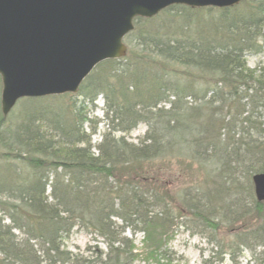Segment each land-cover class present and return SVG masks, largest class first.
Returning a JSON list of instances; mask_svg holds the SVG:
<instances>
[{
	"label": "trees",
	"instance_id": "trees-1",
	"mask_svg": "<svg viewBox=\"0 0 264 264\" xmlns=\"http://www.w3.org/2000/svg\"><path fill=\"white\" fill-rule=\"evenodd\" d=\"M133 23L127 54L97 64L76 93L22 98L12 118L0 108V157L20 158L30 170L0 168V264H133L140 255L173 264L167 244L176 212L185 208L209 226L217 212L211 199L202 201L210 197L204 189L184 190L182 207L174 206L160 175L150 174L156 158L182 145L219 163L232 184L242 176L237 187L220 184L213 198L247 191L250 205L238 198L221 207L224 220L243 222L229 244L264 246V201L251 180L264 172V64L246 63L262 48L264 0L174 4ZM99 95L109 130L93 145L95 127L87 132L85 122ZM140 122L148 126L143 139L127 141ZM74 227L103 237L106 251L90 259L64 249ZM127 229L143 234L139 253Z\"/></svg>",
	"mask_w": 264,
	"mask_h": 264
},
{
	"label": "water",
	"instance_id": "water-1",
	"mask_svg": "<svg viewBox=\"0 0 264 264\" xmlns=\"http://www.w3.org/2000/svg\"><path fill=\"white\" fill-rule=\"evenodd\" d=\"M242 0H0V108L17 101L76 93L100 62L121 58L136 17L150 18L182 4L231 7ZM264 201V172L252 174Z\"/></svg>",
	"mask_w": 264,
	"mask_h": 264
},
{
	"label": "rangeland",
	"instance_id": "rangeland-1",
	"mask_svg": "<svg viewBox=\"0 0 264 264\" xmlns=\"http://www.w3.org/2000/svg\"><path fill=\"white\" fill-rule=\"evenodd\" d=\"M123 42L128 52L129 42L125 37L123 38ZM246 63L250 68L264 64V27L262 29V48L258 53L246 55ZM187 100L192 101L193 98H187ZM163 104L164 103H161V105ZM165 105H167V103H165ZM19 108L20 101L10 110L7 117L10 116V118H12L13 115L18 112ZM102 112L103 97L99 95L94 104L88 105V120L85 122L87 132L91 130L92 125L95 127L94 132L91 134V143L93 145L99 143L102 134L109 130L107 125L108 121L105 116H103ZM147 128L148 126L146 123H138L134 129L125 135L127 141L138 143L145 136ZM119 135L120 134H116V136ZM92 150L96 152V148L93 147ZM3 151H5V149L0 145V156L3 154ZM6 163H17V169L20 171L21 175H25L26 171H30L29 169L25 170L23 166H21V163L24 162L20 158L15 160H4L3 157H0V168H5L4 165ZM152 163L157 164H155L153 170L150 171V174L152 176L155 173L160 175V177L157 178L165 183L164 188L167 189L170 197L172 198V195L174 196V206L182 207L181 197L184 190L189 189L191 191H198L199 189H204L206 192L210 193V197H208V195L204 196L202 201L209 204V199H211L212 201L210 204H212L215 211H217L211 215L215 226L205 225L199 220H195L192 212L185 208L179 213L176 212L178 215L182 216L174 220L175 224L173 226L172 236L167 244L168 251H170L173 259V264H204L205 259L214 264H264V246L259 245L253 248L252 245L249 244L248 246L240 245L238 248H235L234 244H229L234 239L235 229L243 226V222L237 221L234 224L221 217L223 202H230L232 199L241 198L240 201L242 204L250 205L252 203L251 196L245 190L234 188L233 191L224 192L222 198H213L220 184L237 187L239 182L244 183V179L239 173L236 174V179L239 182L235 181L232 184L228 171L224 173L225 176L219 174V163L195 157L191 150L185 145H182L179 149L174 146L173 149H169L164 155L156 158ZM0 215H2L1 211ZM4 222L11 223L8 218H6ZM14 233L19 235L18 230H14ZM125 235L134 239L136 250L139 253L141 251L143 234L141 232L134 234L131 230L127 229ZM222 243H225V245L223 246ZM63 248L76 254L90 256V259L95 257L96 252L100 250L106 251L107 249L103 237L79 229L78 227H74L70 234L63 239ZM232 257L235 258L234 261ZM133 264L156 263L150 260L145 261L143 260V255H140Z\"/></svg>",
	"mask_w": 264,
	"mask_h": 264
}]
</instances>
